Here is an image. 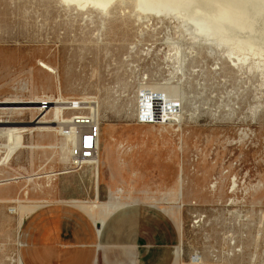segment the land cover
<instances>
[{
  "label": "rangeland",
  "instance_id": "obj_1",
  "mask_svg": "<svg viewBox=\"0 0 264 264\" xmlns=\"http://www.w3.org/2000/svg\"><path fill=\"white\" fill-rule=\"evenodd\" d=\"M98 14L96 8L75 9L59 0H0V102L42 97L56 102L55 110L43 117L46 123L36 124L50 125L49 130L24 132L4 147L9 161L0 167V179H18L0 186L1 196L9 200L0 202V264H15L10 258L22 247L18 203L12 199H26L24 186L29 200L80 198L100 207L108 199L104 180L99 194L97 185L94 189L99 160L95 167L70 165L78 138L65 133L61 112L71 99L99 101L103 123L155 128L150 135L138 129L135 139L143 150L132 166L138 179L119 175L118 186L128 187L130 196L141 197L148 208L157 198L160 206L178 215L185 262L195 256L202 259L195 258L196 264H264V84L259 74L238 72L228 62L217 69L213 53L195 55L189 49L178 69L177 44L168 37L179 34L174 22L138 25L132 19L125 31L118 22L114 35L100 39ZM134 43L137 47L130 49ZM30 105L37 104H25ZM83 111L87 115L89 109ZM168 111L177 118L182 113L196 117L172 125L163 120ZM5 112L15 125H31L38 114L37 109ZM64 114L74 115L70 110ZM148 114L154 121L140 119ZM180 164L184 193L173 200ZM233 176L239 183L236 194L229 192ZM245 188H254L253 194ZM161 215L177 230L171 217ZM103 257L97 264H105ZM167 264H172L171 257Z\"/></svg>",
  "mask_w": 264,
  "mask_h": 264
},
{
  "label": "crops",
  "instance_id": "obj_2",
  "mask_svg": "<svg viewBox=\"0 0 264 264\" xmlns=\"http://www.w3.org/2000/svg\"><path fill=\"white\" fill-rule=\"evenodd\" d=\"M102 125L99 175L94 189L97 185L99 194L101 180H104L109 187L108 199L102 201L100 207L91 206L80 198L56 202L29 200V191L24 186L21 191L27 194L26 199L21 202L19 198L12 199L18 203L15 214L18 237L22 231L23 242L19 240L20 252L10 259L15 264H97L102 254L105 264H123V260L125 264H167L170 257L172 264H196L195 258L200 257L191 256L189 262L184 261L182 221L178 215L171 208L160 206L157 198L151 199L148 208L141 197L130 196L128 187L118 186L119 175L126 179L129 173L130 181L138 179L137 170H132L143 150V143L135 139L138 129H145L150 135L156 132L155 128H149L148 124L107 122ZM160 131L162 133L161 128ZM118 134L121 139H116ZM179 149L183 150V144L179 143ZM182 165L175 192L171 194L173 200L184 192ZM40 191L44 192L43 189ZM2 201L9 200L0 194ZM162 213L176 222L177 230L164 220Z\"/></svg>",
  "mask_w": 264,
  "mask_h": 264
},
{
  "label": "bare ground",
  "instance_id": "obj_3",
  "mask_svg": "<svg viewBox=\"0 0 264 264\" xmlns=\"http://www.w3.org/2000/svg\"><path fill=\"white\" fill-rule=\"evenodd\" d=\"M59 2L65 4L67 7L73 5L75 9L79 8L81 10L96 8L99 11L98 16L100 15V39L110 34V32L112 33L114 25L118 22L121 24L120 29L123 30L130 25L129 23L132 19L137 21L138 25L149 23L151 20H158L162 24L165 21L174 22L179 34L174 37L171 36V33H168V37L173 39L174 43L177 44L176 54L180 58L178 69L183 68V63L186 60V49H189V53H195V55L203 51L210 52L215 55L217 69H221L224 63L228 62L232 64L238 72L258 73L264 84V0H59ZM126 30H128V28ZM121 38H123V36ZM131 45L130 49L137 47V43ZM125 55V58H127V54ZM44 100L49 103L45 108L41 106ZM76 100L77 99H71L65 101L66 106L61 112V116L64 117L63 114L65 109H72V113L78 115L77 117H88L90 121L99 123L101 127L104 121V113L102 112L103 110L99 101H97L98 103H96V105L88 101L89 106L69 107V105ZM32 103H36L37 105L25 106V104ZM55 103V101L48 97H42L36 102L32 100L24 101L21 99H7L0 102V110H3L0 114V167L5 166L9 161V159L5 158L4 149L6 148L4 147L6 146L8 148L11 146L18 135L24 132L31 133L38 128H45L47 130L51 128L50 125L40 126L36 124H39V122L46 123L42 121L43 117H46L51 110H55ZM90 104H92V106ZM86 108L89 109L87 112L88 115L83 116L81 113H85L83 109ZM22 109L38 110L37 116L30 121L31 125H15L18 122L10 121L7 116L9 112L4 113V111H17ZM139 111L140 110L136 109V117ZM148 115L150 117V114ZM164 116L163 120L172 122V125H180L182 120L186 119L192 121L196 117V115L190 113H182L180 117L177 118L176 115L170 113V111ZM82 126L88 127V125ZM63 128L66 134L74 135L78 138L79 145V139L81 137L80 130L75 128V125H64ZM242 132L245 135H249V133L243 130ZM99 138L94 158L85 165L94 167L98 165ZM78 145L76 147H78ZM65 171L67 173L71 170ZM59 173H62V171ZM40 176L42 177L45 175H37L35 177L39 178ZM17 179V176L1 178L0 184L16 181ZM181 183L183 184L185 181L182 180ZM216 183L217 181L211 185L213 190H216ZM253 189L254 188H245V191H249L253 194ZM238 191L239 183L237 182V178L233 176L231 185L229 186V192L236 194ZM183 193L184 192H182V194ZM98 222L100 223L101 221Z\"/></svg>",
  "mask_w": 264,
  "mask_h": 264
},
{
  "label": "built area",
  "instance_id": "obj_4",
  "mask_svg": "<svg viewBox=\"0 0 264 264\" xmlns=\"http://www.w3.org/2000/svg\"><path fill=\"white\" fill-rule=\"evenodd\" d=\"M92 104L96 105V101L92 100ZM88 101L77 99L72 104L69 105L72 108L78 107V106H85ZM48 101L44 100L41 103V106L43 108L48 106ZM70 110L72 109H65ZM64 110V111H65ZM83 116H87L86 114L81 113ZM64 117L61 116V119L63 118L64 121L62 123L64 125H78L81 133V137L79 139V145L74 149L73 152L70 154V165L72 168L80 169L83 167L88 161L92 160L95 156V150L97 146V141L101 133V127L99 123H93L90 121L88 117H77L78 115H72L71 117L66 118L65 114H63ZM142 121L145 122H152L154 119L152 117H142L140 118ZM66 120V121H65ZM82 125H88V127H84ZM84 127V128H83ZM83 128V129H82ZM79 133V132H78ZM0 141H1V131H0Z\"/></svg>",
  "mask_w": 264,
  "mask_h": 264
}]
</instances>
